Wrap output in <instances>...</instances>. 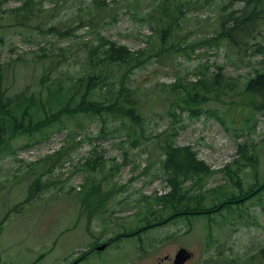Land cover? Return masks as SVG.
Instances as JSON below:
<instances>
[{
	"label": "rangeland",
	"instance_id": "rangeland-1",
	"mask_svg": "<svg viewBox=\"0 0 264 264\" xmlns=\"http://www.w3.org/2000/svg\"><path fill=\"white\" fill-rule=\"evenodd\" d=\"M36 1L33 8L38 17L29 27L15 29L10 15L0 11V73L5 86H11L14 92L38 90L39 80L50 69L55 70L54 76L58 74L61 80L71 83L68 78H78L85 71V44H97L100 36L133 52L156 46V24L147 17L162 15V3V7L172 6V16L181 18L168 43L183 42L184 46L212 37L224 5H242L236 0H106L111 7L99 14L96 0ZM21 3L10 0L2 9L9 11ZM177 5L187 7L176 14ZM52 25L76 30L73 36L60 39L54 31L46 32ZM25 38L31 42H25ZM253 43L264 46V30ZM252 51L249 49L246 59L240 62L228 59L223 48L198 46L190 53L152 58L131 74L129 83L137 87V99L143 106L140 113L146 122L141 142L142 147L147 144L145 152L128 141L122 144L126 139L123 134L99 139L98 120L89 123L86 119L74 122L67 118L62 119L67 129L81 125L84 130H72L77 134L55 130L38 142L20 133L12 137L15 154L5 157V161L9 147L0 145L1 263L74 264L84 251L92 252L89 247L106 243L125 229L143 227L147 211L144 197L153 201V197L174 189L166 182L162 138L155 139L170 127L169 133L176 129V145L192 148L211 171L200 187L193 188L194 180H181L180 193L189 189L188 195L205 194L203 203L210 207L221 202L223 195L241 196L264 184V110H252L243 103L227 109L221 104L226 98L223 96L221 101H209L205 110L207 106L216 109L224 116V123L206 115L190 118L189 110L182 107L177 108L181 116L172 120L165 111L177 96L164 90L169 98L160 97L162 84L174 85L182 79L194 83L204 74L211 78L218 64L224 66V76L239 78L243 84L252 67L262 68L261 56ZM114 72L117 74L119 69ZM104 93L102 90V100ZM39 117H44L42 111ZM42 133L33 134L35 140ZM241 148L248 151L247 157H240ZM97 155L103 162L92 172L88 163ZM235 160L238 164L228 171L238 177L231 180L223 169ZM94 182H101L102 194L107 196L104 202L93 195ZM154 205V209L161 208ZM168 207L164 217L171 215ZM179 247L193 254L187 264H264V190L216 214L184 216L139 236L124 238L104 250L93 251L79 264H160L166 256L173 258Z\"/></svg>",
	"mask_w": 264,
	"mask_h": 264
},
{
	"label": "trees",
	"instance_id": "trees-1",
	"mask_svg": "<svg viewBox=\"0 0 264 264\" xmlns=\"http://www.w3.org/2000/svg\"><path fill=\"white\" fill-rule=\"evenodd\" d=\"M8 1L10 0H0V11L10 15L15 29H18L19 26L29 27L38 17L33 8L36 0H22L19 7L5 11L2 7ZM236 1L242 4L241 7L232 8L230 5H224L223 9L220 10L221 13L216 20L217 24L213 29L211 38H204L185 46L183 42L168 43L174 29L179 26L178 23L181 18L180 16H172L174 15L172 6L170 8L162 7V3L160 7L162 15L150 14L147 17L156 24V46L133 52L124 45L100 36L97 44H85L88 51L84 63L85 71L78 78H68L72 80L71 83L61 80L58 74L54 76L55 70L50 69L39 80L38 90L26 89L20 92H11V86H5L4 75L0 73V145H7L9 147L8 153L14 154L15 150L11 149L12 137L20 133L33 137V134L40 131L44 134L52 127L57 131L68 128L64 123L65 120H62L67 118L66 120H73L74 122H77L78 119H86L89 123L98 120L100 123L99 139L114 138L123 134L126 139L121 141L122 144L128 141L134 147L141 146L146 135V122L140 113L143 106L141 107V103L137 99V87L129 83L131 74H134L138 68L144 66L152 58H159L161 55L165 56L169 53L176 55L190 53L198 46H209L217 50L223 48L228 59L230 57L236 58L240 62L246 59L248 50L253 49L252 53L257 52L261 56L259 66L262 68L254 69L252 67V73L243 84L239 82V78L232 79L224 76V66L219 64L216 65L217 72L212 73L211 78H207L204 74L199 81L194 83L187 84L182 79L174 85L162 84L160 88L161 99L163 97L169 98L168 95H164V90H168L169 95L177 96L171 101L170 109L165 111L172 120L181 116L177 112V108L182 107L183 110L185 108L189 110L190 118L200 119L201 116L206 115L224 123V116L219 115L216 109H208L209 106H207V110H205V105L210 103L209 101H221L223 96L226 98L221 101V104L227 109H232L236 103H243L258 110H264V46L261 43H253L264 30V0ZM94 4L99 14L111 7L106 0H96ZM176 7V14H178L182 12L183 7L187 6L177 5ZM37 10H42V8ZM181 16H185V14ZM164 18L167 19L166 22ZM140 19L145 20V18ZM86 24L83 23L82 26H86ZM90 24H93L92 19ZM50 27V30L46 32L54 31L60 39L73 36V31L76 30L75 28L61 30L57 29L56 25ZM29 37L33 39L34 36L29 35ZM24 41L31 42L26 38ZM11 51L14 52L15 49L12 48ZM44 55H46L45 52L41 55L42 59ZM115 68L119 69L117 74L114 72ZM117 84H119L118 88L115 87ZM45 90L46 95H44ZM102 90H105L104 100L101 99ZM235 90L236 92L231 94V91ZM239 97L241 99H238ZM181 104H184V107ZM39 111L44 113L43 118L39 117ZM57 122L58 124H56ZM170 129L171 127L169 130L157 134L155 139L162 138L161 144L160 142L159 144L165 154L163 167L167 172L166 182L174 189L167 194L153 197V201L144 197L143 201L146 202L147 206L144 216L145 225L134 230L126 229L116 234L112 241L135 236L137 233L163 226L170 220L182 216H209L221 209L231 208L233 205L245 202L264 190V184H262L261 186L258 185L256 190H250L248 193L242 192L241 196L223 195L221 202L211 204L210 207L203 203L206 200L205 194L188 195L189 189L180 193L181 190L178 185L181 180H194L193 188L200 187L201 181L205 180L211 171L203 161L197 158V154L192 148L176 145L174 140L176 129L172 128L173 132L169 133ZM68 130L77 134L76 131L82 132L84 129L83 126L79 125L77 129L72 128L76 131ZM165 132L166 134H164ZM141 149L145 152L147 144L145 147L141 146ZM243 149L245 148L239 150L241 158L248 155V151ZM101 162H103L101 156L97 155L94 160L92 158L88 163L90 171L95 172ZM237 162L235 160L223 169L231 180L234 176H238L231 174L228 170L232 165L238 164ZM93 186L91 187L92 193L98 195L99 202L107 200V196L104 197L102 194L101 182H94ZM242 199L243 201H240ZM154 203L159 204L161 208L154 209ZM167 206L171 209V215L164 217ZM84 254L85 257L87 254Z\"/></svg>",
	"mask_w": 264,
	"mask_h": 264
},
{
	"label": "water",
	"instance_id": "water-1",
	"mask_svg": "<svg viewBox=\"0 0 264 264\" xmlns=\"http://www.w3.org/2000/svg\"><path fill=\"white\" fill-rule=\"evenodd\" d=\"M105 247L106 245H102L101 247H99V250H102ZM190 257H191V254L187 250L181 249L176 254L174 264H184Z\"/></svg>",
	"mask_w": 264,
	"mask_h": 264
},
{
	"label": "flooded vegetation",
	"instance_id": "flooded-vegetation-1",
	"mask_svg": "<svg viewBox=\"0 0 264 264\" xmlns=\"http://www.w3.org/2000/svg\"><path fill=\"white\" fill-rule=\"evenodd\" d=\"M174 259L166 256L165 259H163L162 261H160V264H174Z\"/></svg>",
	"mask_w": 264,
	"mask_h": 264
}]
</instances>
